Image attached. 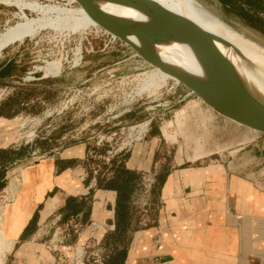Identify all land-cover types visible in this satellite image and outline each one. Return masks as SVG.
I'll list each match as a JSON object with an SVG mask.
<instances>
[{
    "label": "rangeland",
    "instance_id": "obj_1",
    "mask_svg": "<svg viewBox=\"0 0 264 264\" xmlns=\"http://www.w3.org/2000/svg\"><path fill=\"white\" fill-rule=\"evenodd\" d=\"M30 1L82 6L69 0ZM195 1L264 47L263 12L259 19L227 9L219 0ZM262 6L258 0L244 8L257 13ZM26 13L30 17L39 15L30 9ZM18 20L19 8L0 1V33ZM163 54L176 59L169 52ZM52 60L61 64L60 70L46 75L42 66ZM8 61V71L0 76V111H9L15 118L14 141L8 147L15 152L14 167L53 154L59 158L73 149L80 152L79 176L90 188L88 204L93 200V188L107 184L121 166L141 164L146 170L121 173L123 179H129L131 188L126 220L117 221L115 229L109 221L89 220L87 205L79 215L68 213L64 217L57 211L31 240L32 251L16 259L8 252L12 242L7 237L10 230L6 213L18 201L23 212L22 201L18 195L7 207L15 195L8 189L12 176L4 167L2 179L7 184L0 189V264H110L119 259V252L126 250L128 254L135 247L141 230L159 226V213L167 207L162 184L168 174L208 165L210 160L232 164L234 158L248 151L255 160L264 161L262 133L219 113L196 111L195 99L199 97L195 93L164 72L165 76L98 24L74 31L40 28L2 50L0 66ZM151 72L163 75L158 73L149 80ZM255 134L261 135L252 139ZM238 146L241 149H233ZM199 152L204 158H189ZM20 216L23 219L24 212Z\"/></svg>",
    "mask_w": 264,
    "mask_h": 264
},
{
    "label": "crops",
    "instance_id": "obj_2",
    "mask_svg": "<svg viewBox=\"0 0 264 264\" xmlns=\"http://www.w3.org/2000/svg\"><path fill=\"white\" fill-rule=\"evenodd\" d=\"M219 1L227 9H236L225 0ZM254 1L258 2L252 0L251 5ZM259 1L263 6L256 12L263 15L264 0ZM195 102L196 111L218 115L201 98ZM179 112L180 117L184 111ZM14 128V116L0 115V150L9 149L14 141ZM71 151L59 158L53 154L18 168L14 167L15 159L7 162L5 168L12 176L8 189L15 195L7 207L20 195L25 215L15 233H7L12 242L8 252L14 253L16 259L32 251L31 240L40 233L41 226L55 212L62 215L72 198L78 197L80 200L76 201L81 202L77 215L87 205L89 220L109 221L115 229L117 190L105 186L93 188V200L88 204L90 188L79 176L80 152ZM243 156L255 160L250 151L243 152ZM189 158L195 161L204 155L199 152ZM213 162L182 168L166 176L162 197L166 198L167 207L159 213V226L141 230L124 264H264V170L257 171L255 166H245L240 161ZM127 169L138 172L146 167L127 164ZM35 216V230L25 237Z\"/></svg>",
    "mask_w": 264,
    "mask_h": 264
},
{
    "label": "bare ground",
    "instance_id": "obj_3",
    "mask_svg": "<svg viewBox=\"0 0 264 264\" xmlns=\"http://www.w3.org/2000/svg\"><path fill=\"white\" fill-rule=\"evenodd\" d=\"M9 4L15 5L19 8V14L21 20L8 26L0 33V54L10 44L21 41L27 36L34 34L37 30L44 27H51L58 30H77L79 27H87L88 25L97 24L86 12L83 6L81 7H65L59 5L44 4L39 1L30 0H0ZM68 1V0H67ZM78 0H69L68 2H75ZM155 1L164 8L173 11L177 14L183 15L192 21L196 22L203 28L215 33L216 35L224 38L228 41V45L220 43L222 51L226 56L233 62V65L228 67L225 64L216 62V67L220 70H224L226 76H231L232 81H229L241 88L242 92L239 95H235L234 99H246L253 102L258 107L264 108V47L255 42L254 40L242 35L236 30L229 27L227 24L222 22L216 16L211 14L195 0H142ZM66 3V2H65ZM147 3V2H146ZM101 6L103 9L117 14L120 16L135 18L139 21H146L147 15L145 16L142 12L132 9L130 6H120L114 3L102 2ZM26 9L36 11L39 15L37 17H30L26 13ZM152 8L149 7L148 10ZM35 13V12H34ZM17 14V13H16ZM150 16V13L148 14ZM152 15V14H151ZM130 40L137 44L135 37H129ZM160 39V38H159ZM158 39V40H159ZM157 40V41H158ZM166 50H163L158 44L154 45V49L158 56L166 64L172 67L179 68L196 80L203 83V94L197 95L210 107L219 112L220 107H234L230 105L231 92L221 93L219 91V85L216 83V78L211 74L212 69L209 66L207 60L205 61L199 56L193 46L180 40H159ZM169 52L174 55L176 59H170L164 56L163 52ZM80 56V55H79ZM79 56H77L79 58ZM184 60V61H182ZM58 61V60H57ZM59 62V61H58ZM218 64V65H217ZM59 63L50 61L42 66L46 75H55L60 70ZM153 66V65H152ZM37 67V66H36ZM39 67V68H40ZM156 67V66H153ZM159 68V67H158ZM214 70V69H213ZM163 71V70H162ZM161 72V70H160ZM158 72L159 74H162ZM165 71H163L164 74ZM157 73V74H158ZM167 73V72H165ZM156 73L151 72L150 79H153ZM162 74V75H163ZM169 74V73H167ZM165 75V74H164ZM177 82V77L169 74ZM166 76V75H165ZM148 77V78H149ZM146 78V77H145ZM147 78V79H148ZM220 86L228 91L230 85L221 82ZM231 90V89H230ZM237 102V101H235ZM220 113V112H219ZM17 201V200H16ZM16 203V202H15ZM20 201L13 205L11 210L6 213L7 223H10V233L14 234L22 222L21 208L19 206ZM5 216V214H4ZM8 229V228H7ZM8 233V232H7Z\"/></svg>",
    "mask_w": 264,
    "mask_h": 264
},
{
    "label": "water",
    "instance_id": "obj_4",
    "mask_svg": "<svg viewBox=\"0 0 264 264\" xmlns=\"http://www.w3.org/2000/svg\"><path fill=\"white\" fill-rule=\"evenodd\" d=\"M78 2L99 25L101 30L111 34L114 38L123 40L147 63L177 77L180 82L196 95H202L203 83L201 81L196 80L193 76L179 68L166 64L154 49V45L159 40H180L190 43L203 60L204 57L207 58L205 61L207 60L212 69L213 74L211 75L217 79L216 83L219 85V91L227 93V95L231 92L230 105L235 106L220 107L218 110L219 114L226 119L264 135V108L258 107L246 99L235 100V97L232 96L239 95L242 89L235 86L232 82L228 84L233 78L226 76L227 73L224 70L218 69L215 65L216 62L225 64L228 67L233 65V62L226 56L219 45L220 43L228 45L227 40L206 30L191 19L164 8L155 1H146V3L142 0H78ZM102 2L130 6L132 9L142 12L145 16L147 15V20L139 21L135 18H128L108 12L101 6ZM149 7L152 9L148 10ZM149 13L150 16L148 15ZM131 36L135 37L137 44H134L130 40L129 37ZM221 82L230 85L229 88L231 90L228 89L227 91L222 88L220 86ZM259 135L261 134L253 135L254 139L259 137ZM231 153L236 154L238 152L232 151ZM232 161H240L245 166L251 164L256 167L257 171L264 170L262 162L250 157H244L243 153L239 154L238 158H234Z\"/></svg>",
    "mask_w": 264,
    "mask_h": 264
},
{
    "label": "trees",
    "instance_id": "obj_5",
    "mask_svg": "<svg viewBox=\"0 0 264 264\" xmlns=\"http://www.w3.org/2000/svg\"><path fill=\"white\" fill-rule=\"evenodd\" d=\"M226 3H231V5L233 4V2H235V4H237V6H234L233 4V8H236L239 12H241L244 15L250 16V17H257L259 19H262L263 17L261 16L260 13H255L253 11H248L247 7L248 5H251L252 0H225ZM238 7V8H237ZM264 25V24H263ZM259 27V26H258ZM261 27V26H260ZM262 29V28H260ZM264 29V28H263ZM11 62H7L3 65L0 66V76H3V74H5L9 67H10ZM0 115H11V113L5 112V111H0ZM15 153L10 149H1L0 150V189H2L5 185H6V179H2V176L4 175V167L5 164L9 161L14 160V157H12V155ZM121 173H126V174H133V172L129 169H127L125 166H121V168L118 171V174H116L115 176H113V178H111L107 184H105L104 186L107 188H112L117 190L118 192V199H117V217H118V222L122 221V220H126L127 217V202L129 201V190L131 188V186H129V179L125 178L123 179L121 176ZM123 179V180H122ZM100 185V184H99ZM103 186V185H101ZM80 203L76 201L75 198L69 199V201L67 202V204L64 206V217L68 216L70 214H75L79 211L80 209ZM67 213V214H66ZM36 221V216L35 219H33V221L31 222V224L27 227L24 236L27 237L31 231L35 230V226L34 223ZM126 255H127V251L123 250L121 252H119V259H113L110 264H124L125 259H126Z\"/></svg>",
    "mask_w": 264,
    "mask_h": 264
}]
</instances>
